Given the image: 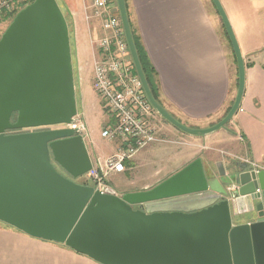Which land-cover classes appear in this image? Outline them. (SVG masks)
<instances>
[{
    "label": "water",
    "instance_id": "water-1",
    "mask_svg": "<svg viewBox=\"0 0 264 264\" xmlns=\"http://www.w3.org/2000/svg\"><path fill=\"white\" fill-rule=\"evenodd\" d=\"M228 36L237 90L214 125H182L153 98L133 41L124 0H116L130 58L155 112L183 132L204 136L238 110L245 68L230 21L211 0ZM69 29L56 0H34L0 37V222L62 243L99 264H264V170L195 158L155 186L104 194L63 177L86 174L90 160L69 129L6 134L67 124L76 114ZM14 116V122L12 117ZM132 205L142 209L134 210Z\"/></svg>",
    "mask_w": 264,
    "mask_h": 264
},
{
    "label": "crops",
    "instance_id": "crops-1",
    "mask_svg": "<svg viewBox=\"0 0 264 264\" xmlns=\"http://www.w3.org/2000/svg\"><path fill=\"white\" fill-rule=\"evenodd\" d=\"M229 5L233 15L240 20V0H230ZM126 7L129 25L155 71L160 105L189 128L204 129L221 120L234 100L237 72L235 76L227 46L213 14L207 8L206 0H126ZM66 12L72 23L71 29L68 21V29L72 34L77 63L82 58L85 65H92V85L96 55L91 38L101 35L99 21H93L88 27L83 22L81 12L77 15L69 9ZM227 17L234 31L228 14ZM247 20L257 23L254 19ZM238 45L240 48V42ZM260 48H264V40ZM259 49L242 51L240 48L245 68L243 94L238 110L223 128L204 136L191 135L155 114L153 123L157 130V141L151 144L167 143L162 136L170 134L182 146V150L180 147L178 150L180 153L174 156H187L181 165L188 164L196 158V154L203 153L206 156H219L213 163L209 158L199 156L205 166H211L222 160V155H227L248 167L264 170V53ZM83 69L84 66L77 65V72ZM96 96L98 99L86 105V111L95 120L94 126L101 131L114 120L101 98ZM81 98L79 115L86 124V141L93 147L92 151L86 149L92 164L96 158L104 159L110 155L115 143L103 141L96 145L93 129L84 118ZM130 163L131 160L126 162L125 167ZM224 165L227 168L226 163ZM82 177H86V174L79 178ZM126 192L133 191H123L121 194ZM0 264L99 263L62 243L27 235L14 226L0 222Z\"/></svg>",
    "mask_w": 264,
    "mask_h": 264
},
{
    "label": "built area",
    "instance_id": "built-area-1",
    "mask_svg": "<svg viewBox=\"0 0 264 264\" xmlns=\"http://www.w3.org/2000/svg\"><path fill=\"white\" fill-rule=\"evenodd\" d=\"M33 1L0 0V18L13 15L14 3L26 5ZM115 3L116 0H91L83 8L86 23L97 20L101 30V35L91 38L96 55L93 60L92 89L114 120L100 132L106 141L115 143L114 151L104 159L96 158L86 174L93 182V191L101 194L109 188L106 180L110 174L124 172L126 162L138 151L157 141V130L153 123L156 113L131 66ZM51 127L69 129L74 136L81 137L83 141L88 140L86 124L77 113L69 123Z\"/></svg>",
    "mask_w": 264,
    "mask_h": 264
},
{
    "label": "rangeland",
    "instance_id": "rangeland-1",
    "mask_svg": "<svg viewBox=\"0 0 264 264\" xmlns=\"http://www.w3.org/2000/svg\"><path fill=\"white\" fill-rule=\"evenodd\" d=\"M60 9L64 13L65 17L68 21H70L71 29L72 23L70 18L67 16L66 10H71L75 12L76 15L78 12H81L83 22L86 26L91 27L92 22L94 20H90V23L87 24L83 17V8L84 6H88L91 0H56ZM226 15L230 17L232 24L234 25L235 35L240 42V48L242 51H246L247 49H259L261 47L262 41L264 40V0H240V20L236 16L233 15L232 8L230 7V0H219ZM28 4V3H27ZM26 4V5H27ZM19 3H14V12L11 16H3L0 18V37L12 21L17 12H19L24 6ZM206 5L209 11L213 14L215 18V24L218 27V31L221 35V38L224 44L227 46V51L231 58V65L233 67V71L236 76V68L233 63V55L231 52V48L229 46V42L225 35V30L222 27V22L220 20L219 15L216 12L213 4L210 0H206ZM75 15V16H76ZM247 19H251L257 21V23H253L248 21ZM94 38V37H93ZM69 42H70V53H71V63L73 68V82L75 87L74 97H75V105H76V113L79 115L81 112L80 107V96L83 102V111L84 118L89 121V126L93 129L94 138L93 140L96 142V145L99 146L103 141L106 140L101 137L99 127L96 125L91 117L88 115L86 111V105H88L93 100L95 101L97 98L95 92L92 89L91 85V64L85 65V59H79V63H77V59L75 56V49L73 46V38L72 34H69ZM238 42V43H239ZM264 48H260L259 51L264 53ZM84 66V69L80 72H77V65ZM133 66V64H132ZM134 68V66H133ZM78 77L80 80L78 82ZM107 111V110H106ZM155 111V110H154ZM108 112V111H107ZM109 113V112H108ZM156 113V112H155ZM111 115V114H110ZM157 116H159L156 113ZM159 118L163 119L159 116ZM164 120V119H163ZM94 123V124H92ZM163 124V122H161ZM170 124V123H168ZM171 125V124H170ZM107 126V125H106ZM105 126V127H106ZM60 127V126H58ZM163 134V133H162ZM166 140L165 142L155 143V145H147L143 149L137 152L135 156L131 159V163L125 167V171L118 174H110L106 180V184L109 188H112L118 194H121L123 191H141L143 188L149 189L155 186L160 181L168 178L170 175L176 173L180 169H182L185 165H181L183 160L187 158L186 155L181 156L180 158L174 156L178 152V150H182V146L179 145L178 139L170 134L162 136ZM86 149L92 151L93 147L90 142L84 141ZM165 143V144H164ZM180 147V148H179ZM114 151V150H113ZM183 154V153H181ZM202 157L203 159H210L211 163L219 156H206L203 153L199 155L196 154L194 158ZM224 158V163H226L227 168H229L233 163H240L235 158H232L227 155H222ZM218 160V159H217ZM219 160V161H222ZM206 161V160H205ZM130 162V161H129ZM207 163V162H206ZM212 164L211 166H213ZM87 174V173H86ZM75 182L81 185H86L93 187V182L87 177L77 178Z\"/></svg>",
    "mask_w": 264,
    "mask_h": 264
},
{
    "label": "trees",
    "instance_id": "trees-1",
    "mask_svg": "<svg viewBox=\"0 0 264 264\" xmlns=\"http://www.w3.org/2000/svg\"><path fill=\"white\" fill-rule=\"evenodd\" d=\"M124 2H125V7H126V0H124ZM126 9H127V7H126ZM66 22H67V25H69L68 24L69 22H68L67 18H66ZM222 27H223V25H222ZM130 29H131L133 41H134V44H135V47H136V51H137V54H138V58H139V61H140V65H141L143 74L145 76L146 82L148 84V87L150 89V92H151L153 98L156 100V102H158L160 104V102L158 100V89H157V85H156L155 71H154L153 67L151 66V64L149 63V61L147 60L146 55L144 54V51H143V49H142V47H141V45L139 43V40H138L137 36L135 35L134 31L131 28V25H130ZM225 35H226L227 40L229 42V39H228V36H227L226 32H225ZM229 46L231 48L230 42H229ZM231 52H232V55H233V62L235 64V66H236L235 56L233 54L232 48H231ZM133 71H134V73H136L134 68H133ZM236 72H237V68H236ZM11 121L14 122V116L12 117Z\"/></svg>",
    "mask_w": 264,
    "mask_h": 264
},
{
    "label": "flooded vegetation",
    "instance_id": "flooded-vegetation-1",
    "mask_svg": "<svg viewBox=\"0 0 264 264\" xmlns=\"http://www.w3.org/2000/svg\"><path fill=\"white\" fill-rule=\"evenodd\" d=\"M54 128L50 127H36V128H25L20 130H10L7 131L6 134H18V133H30V132H40V131H48L53 130ZM55 169L65 178L75 181V178L71 177L67 172H65L62 168H60L57 164H54ZM132 209L138 210L142 209L140 205H132Z\"/></svg>",
    "mask_w": 264,
    "mask_h": 264
}]
</instances>
